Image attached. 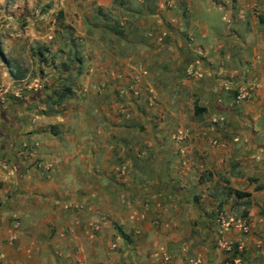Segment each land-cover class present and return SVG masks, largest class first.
I'll use <instances>...</instances> for the list:
<instances>
[{
	"label": "crops",
	"instance_id": "1",
	"mask_svg": "<svg viewBox=\"0 0 264 264\" xmlns=\"http://www.w3.org/2000/svg\"><path fill=\"white\" fill-rule=\"evenodd\" d=\"M165 258L264 264V0H0V264Z\"/></svg>",
	"mask_w": 264,
	"mask_h": 264
},
{
	"label": "built area",
	"instance_id": "2",
	"mask_svg": "<svg viewBox=\"0 0 264 264\" xmlns=\"http://www.w3.org/2000/svg\"><path fill=\"white\" fill-rule=\"evenodd\" d=\"M240 95H241V96H240L239 98H243V97H245V96H248V93H246V94L244 93V94H240ZM243 228H244V229L246 228L244 224H243ZM164 264H169L166 258L164 259Z\"/></svg>",
	"mask_w": 264,
	"mask_h": 264
},
{
	"label": "trees",
	"instance_id": "3",
	"mask_svg": "<svg viewBox=\"0 0 264 264\" xmlns=\"http://www.w3.org/2000/svg\"><path fill=\"white\" fill-rule=\"evenodd\" d=\"M233 193H234V195H235L236 197H238V196H243V195H244V194H242V193H240V192H237V191H234Z\"/></svg>",
	"mask_w": 264,
	"mask_h": 264
}]
</instances>
